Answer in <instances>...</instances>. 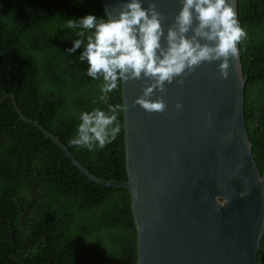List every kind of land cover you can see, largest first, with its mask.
Masks as SVG:
<instances>
[{"label":"trees","instance_id":"trees-1","mask_svg":"<svg viewBox=\"0 0 264 264\" xmlns=\"http://www.w3.org/2000/svg\"><path fill=\"white\" fill-rule=\"evenodd\" d=\"M105 15L100 0H0V264H136L128 192L97 184L20 112L48 130L90 173L124 180L120 132L103 148L69 143L80 114L121 103L120 85L101 101V79L68 50L78 39L68 19ZM247 32L238 44L243 117L259 172L264 166V0H236ZM264 264V233L256 253Z\"/></svg>","mask_w":264,"mask_h":264},{"label":"water","instance_id":"water-1","mask_svg":"<svg viewBox=\"0 0 264 264\" xmlns=\"http://www.w3.org/2000/svg\"><path fill=\"white\" fill-rule=\"evenodd\" d=\"M100 2L104 13L117 14L127 0ZM153 2L166 34L181 0ZM229 2L236 11V0ZM219 63L203 62L185 73L182 85L176 77L166 92L157 91L152 99L163 96V113L133 104L147 78L120 83L121 103L128 105L122 112L124 180L90 173L57 136L20 112L12 92L6 95L18 119L56 144L86 178L128 192L136 264H256L264 233V183L257 180L264 166L259 172L246 133L239 55L230 58L227 79Z\"/></svg>","mask_w":264,"mask_h":264},{"label":"clouds","instance_id":"clouds-1","mask_svg":"<svg viewBox=\"0 0 264 264\" xmlns=\"http://www.w3.org/2000/svg\"><path fill=\"white\" fill-rule=\"evenodd\" d=\"M181 4L166 34L162 23L165 17L153 0L147 8L142 0H127L117 14L106 9L101 18L89 14L78 21L67 20L66 28L80 29L76 33L80 38L73 41L68 52L83 46L79 59L87 61V75L103 81L101 101H107L108 93L121 82L147 78L133 104L150 113H163L167 107L163 96L152 99L153 95L166 92V84L176 77H181L176 83L182 85L185 73L203 62L220 61L221 77L228 78L229 60L239 55L237 45L247 38L233 4L229 0H181ZM127 107L124 102L108 104L107 110L97 107L82 112L69 143L88 150L103 148L116 139L120 132L118 113ZM176 108H182V103L177 102ZM257 182L264 183V177Z\"/></svg>","mask_w":264,"mask_h":264}]
</instances>
